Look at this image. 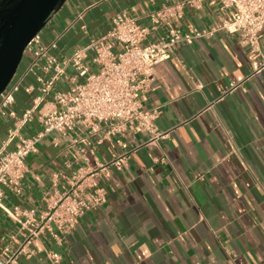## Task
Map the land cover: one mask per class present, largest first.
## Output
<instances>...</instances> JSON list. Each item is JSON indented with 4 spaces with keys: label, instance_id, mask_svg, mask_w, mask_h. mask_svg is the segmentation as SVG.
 Returning <instances> with one entry per match:
<instances>
[{
    "label": "crops",
    "instance_id": "0c3cea01",
    "mask_svg": "<svg viewBox=\"0 0 264 264\" xmlns=\"http://www.w3.org/2000/svg\"><path fill=\"white\" fill-rule=\"evenodd\" d=\"M179 1L59 0L40 35L44 45L57 41L51 53L62 60L107 34L116 14L147 25L149 12ZM230 18L219 3L201 0L199 9L185 8L174 26L183 33L211 31ZM92 60L88 53L84 62L96 73ZM27 65L24 59L17 77ZM50 77L37 69L23 78L13 105L17 117L34 107L38 79ZM83 81L69 67L21 134L41 132V114L61 109L54 94ZM147 81L142 104L158 111L154 126L167 138L147 144L150 135L131 127L109 138L104 132L90 136L81 126L66 135L53 132L26 158L22 192L4 188V207L36 210L37 218L69 190L81 167L89 173L97 164L126 158L124 167L86 176L85 183L104 194L102 206L79 219L71 234L53 226L55 238L46 230L33 240L32 257L21 256L19 264H52L48 252L61 256L58 264H264V30L256 52L225 31L178 45ZM14 126V119L2 121L0 146ZM17 147L14 140L7 150ZM26 220L0 208V249L14 234L21 239L20 222Z\"/></svg>",
    "mask_w": 264,
    "mask_h": 264
},
{
    "label": "built area",
    "instance_id": "2783aa9c",
    "mask_svg": "<svg viewBox=\"0 0 264 264\" xmlns=\"http://www.w3.org/2000/svg\"><path fill=\"white\" fill-rule=\"evenodd\" d=\"M214 1L230 12L231 18L211 31L195 29L183 33L174 26L176 20L183 19L185 8L199 9L201 5V0H181L149 12L146 15L147 25L140 24L138 18L126 13L116 14L113 27L107 34L62 60L51 53L57 48V41L44 45L40 33L32 39L23 56V60H28L24 73L15 76L0 95V125L5 119L15 120L8 140L0 146V208L15 220L20 215L27 216L26 221L20 222L21 239L18 240V234H14L10 237L11 243L0 249V264H19L21 256L32 257L31 245L35 238L46 230L57 238L53 226L60 234H71L79 219L105 202L104 194L95 183H85L86 176L94 177L98 171L111 166H125L126 158L120 157L106 164H97L89 173L88 168L81 167L73 176L69 190L55 196L37 218L36 210L22 212L16 207L7 209L2 203L4 188L17 194L22 192V181L27 172L25 160L37 151L42 138L53 132L66 135L78 126L85 128L90 136L104 132V138H109L121 136L131 127L137 133L149 134L150 139L146 143L154 144L167 138L168 134L156 131L154 122L159 113L145 109L141 96L147 89L152 70L171 58L178 45L191 46L198 38L225 31L239 36L251 52L258 50L259 36L264 30V0ZM88 53L93 54L92 61L99 68L96 73H91L84 62ZM69 67L84 81L75 84L68 92H56L53 98L61 109L42 113V131L33 137L23 136L22 128L51 93L55 83L66 77ZM37 69L51 74V77L48 80L38 79L40 96L35 100L34 107L17 117L13 110L15 94L21 89L23 78ZM31 89L28 87L25 91L30 93ZM14 140H17L18 147L13 151L7 150L8 144ZM117 143L121 144V141ZM82 157L87 160L85 154ZM47 259L52 264H58L61 256L48 252Z\"/></svg>",
    "mask_w": 264,
    "mask_h": 264
},
{
    "label": "water",
    "instance_id": "95a60500",
    "mask_svg": "<svg viewBox=\"0 0 264 264\" xmlns=\"http://www.w3.org/2000/svg\"><path fill=\"white\" fill-rule=\"evenodd\" d=\"M59 0H14L7 20L0 25V95L23 61L32 39L44 27Z\"/></svg>",
    "mask_w": 264,
    "mask_h": 264
},
{
    "label": "flooded vegetation",
    "instance_id": "af4514ba",
    "mask_svg": "<svg viewBox=\"0 0 264 264\" xmlns=\"http://www.w3.org/2000/svg\"><path fill=\"white\" fill-rule=\"evenodd\" d=\"M13 5L14 0H0V25L7 20Z\"/></svg>",
    "mask_w": 264,
    "mask_h": 264
},
{
    "label": "rangeland",
    "instance_id": "374dc122",
    "mask_svg": "<svg viewBox=\"0 0 264 264\" xmlns=\"http://www.w3.org/2000/svg\"><path fill=\"white\" fill-rule=\"evenodd\" d=\"M22 64V63H21Z\"/></svg>",
    "mask_w": 264,
    "mask_h": 264
}]
</instances>
